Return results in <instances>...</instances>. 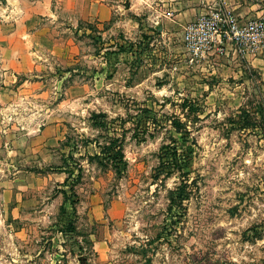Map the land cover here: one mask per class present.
<instances>
[{
  "label": "rangeland",
  "instance_id": "obj_1",
  "mask_svg": "<svg viewBox=\"0 0 264 264\" xmlns=\"http://www.w3.org/2000/svg\"><path fill=\"white\" fill-rule=\"evenodd\" d=\"M189 1L106 0L102 26L48 22L68 53L39 76L0 73V264H264V75L190 64ZM165 145L188 179L180 204Z\"/></svg>",
  "mask_w": 264,
  "mask_h": 264
},
{
  "label": "crops",
  "instance_id": "obj_2",
  "mask_svg": "<svg viewBox=\"0 0 264 264\" xmlns=\"http://www.w3.org/2000/svg\"><path fill=\"white\" fill-rule=\"evenodd\" d=\"M51 1L14 0L13 8L10 7L14 13L13 21L8 22L7 18L0 20V73L4 74L2 78L5 81L19 75L39 76L36 71L42 72L43 62L54 58L55 55L68 53V48L60 47V43L53 42L47 37L48 22L58 25L74 18L76 22L82 19L102 26L104 22L112 19L115 10L106 0H57L54 6ZM215 1L190 0L185 5V15L188 19L186 22L195 18L206 5ZM262 1L226 0V3L241 21H245L261 13ZM7 9L9 7H6ZM186 22L182 24V28ZM73 23L68 22L67 25ZM231 61L257 68L259 73L264 75V53L243 59L230 49L225 55L209 56L201 64L215 68ZM4 86L0 84V133L7 114L5 106L8 87Z\"/></svg>",
  "mask_w": 264,
  "mask_h": 264
},
{
  "label": "built area",
  "instance_id": "obj_3",
  "mask_svg": "<svg viewBox=\"0 0 264 264\" xmlns=\"http://www.w3.org/2000/svg\"><path fill=\"white\" fill-rule=\"evenodd\" d=\"M181 42L190 64L232 50L243 59L264 53V0L261 13L241 21L226 0L206 5L181 31ZM229 48V49H228Z\"/></svg>",
  "mask_w": 264,
  "mask_h": 264
},
{
  "label": "trees",
  "instance_id": "obj_4",
  "mask_svg": "<svg viewBox=\"0 0 264 264\" xmlns=\"http://www.w3.org/2000/svg\"><path fill=\"white\" fill-rule=\"evenodd\" d=\"M257 112L262 114L263 110H257ZM172 124L176 131L181 132L184 130L186 132L183 122H180L178 119L174 118ZM176 154V148L170 147L169 145L162 146L160 159L165 157L166 160L165 162L160 161L159 167L162 168V171H166L167 174L171 173L175 169L179 170L180 184L173 191H171L170 199L172 203L180 204L188 197L189 192L187 191V187L189 186V183L188 179L185 177V172H183V165L181 164V161L178 160L179 157H177ZM178 156H180L179 153ZM164 168L167 170H163ZM65 181H67V179Z\"/></svg>",
  "mask_w": 264,
  "mask_h": 264
}]
</instances>
